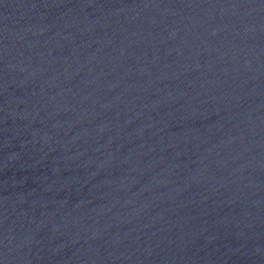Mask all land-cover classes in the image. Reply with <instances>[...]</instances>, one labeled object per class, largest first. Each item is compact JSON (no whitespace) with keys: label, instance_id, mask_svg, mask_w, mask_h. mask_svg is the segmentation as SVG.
Segmentation results:
<instances>
[{"label":"water","instance_id":"water-1","mask_svg":"<svg viewBox=\"0 0 264 264\" xmlns=\"http://www.w3.org/2000/svg\"><path fill=\"white\" fill-rule=\"evenodd\" d=\"M0 264H264V0H0Z\"/></svg>","mask_w":264,"mask_h":264}]
</instances>
